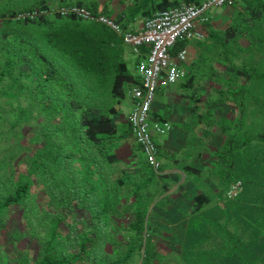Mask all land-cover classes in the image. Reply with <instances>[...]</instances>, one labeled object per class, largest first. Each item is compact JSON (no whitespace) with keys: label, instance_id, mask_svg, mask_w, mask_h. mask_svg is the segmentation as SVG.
<instances>
[{"label":"trees","instance_id":"obj_1","mask_svg":"<svg viewBox=\"0 0 264 264\" xmlns=\"http://www.w3.org/2000/svg\"><path fill=\"white\" fill-rule=\"evenodd\" d=\"M203 1L0 0V264H264V107L254 93L264 0L235 2L234 22L211 35L226 68L215 72L217 97L194 99L192 111L214 108L224 138L214 166L178 165L183 183L165 173L155 138L162 174L153 170L125 117L142 85L137 58L108 27L58 12L84 7L134 31Z\"/></svg>","mask_w":264,"mask_h":264},{"label":"built area","instance_id":"obj_2","mask_svg":"<svg viewBox=\"0 0 264 264\" xmlns=\"http://www.w3.org/2000/svg\"><path fill=\"white\" fill-rule=\"evenodd\" d=\"M237 1L204 0L200 4L192 5L181 3L146 18L143 28L139 31L124 29L111 17L95 14L84 7L63 6L58 9L63 16L75 15L83 20L108 27L122 39L124 45L131 49L137 58L142 85L134 87L130 92L133 105L129 121L138 145L157 174H162V161L154 134L166 135L171 125L169 122L151 123L152 106L161 89L174 88L186 78L181 65L187 60V50L184 49L176 55H173L171 50L180 41L204 39L205 34L198 29V24L207 23L213 10L224 8ZM28 16L32 15H19L18 18ZM145 48L148 52L143 50Z\"/></svg>","mask_w":264,"mask_h":264},{"label":"crops","instance_id":"obj_3","mask_svg":"<svg viewBox=\"0 0 264 264\" xmlns=\"http://www.w3.org/2000/svg\"><path fill=\"white\" fill-rule=\"evenodd\" d=\"M238 8L242 7L241 0L236 2ZM235 5H228L224 8L215 9L210 12L207 23H199L198 29L205 34L202 40H192L187 42V60L181 65V69L186 73V79L181 84L170 89H161L152 106V123L158 119L167 120L171 129L166 135L154 134V138L164 153L163 161L168 166L166 174H179L181 183L186 180V176L178 168L180 164H192L198 167L209 168L214 166L213 156L215 150V137L217 128L215 125V109L212 108L210 116L209 108L201 107L200 112L193 114L192 107L194 99H200L203 105L209 103V99L214 100L215 89L217 87L216 71L225 70V60L218 57L222 46H217L211 35H222L225 28L234 22L237 17ZM116 14L121 11V6H116ZM145 19L141 18L130 27L134 31L143 28ZM248 43L242 42L240 47L246 48ZM127 49L126 57L135 63V55ZM148 52V49H143ZM239 52V51H238ZM194 78V79H193ZM190 80V81H189ZM190 87V88H189ZM194 95H197L192 99ZM199 95V96H198ZM202 105V106H203ZM132 106L127 109L131 111ZM205 115L204 117L201 115ZM201 118V120H200ZM207 132L206 137H204ZM211 134V136H209ZM203 135V139L198 141V137ZM206 181H209L207 178ZM192 185V183H189ZM188 188L191 189V185ZM193 186V185H192ZM177 190L173 187L171 193Z\"/></svg>","mask_w":264,"mask_h":264},{"label":"rangeland","instance_id":"obj_4","mask_svg":"<svg viewBox=\"0 0 264 264\" xmlns=\"http://www.w3.org/2000/svg\"><path fill=\"white\" fill-rule=\"evenodd\" d=\"M259 70L261 72H264V61L259 64ZM218 86H219V83H217V87ZM254 91H255L254 93H255L256 100L259 102L258 105H259V110H260L262 107H264V83H262V82L256 83L255 87H254ZM215 96H216V93H215ZM228 111H229L228 113H229L230 117H232V118L237 117L236 115H238V114H237L236 110H233V109L230 110V107H229ZM126 116H128V117L130 116V111H128L127 109H125V117ZM259 117L261 118V115ZM223 138L224 137L220 134L216 135V137H215V150L222 144ZM208 182H210V184L212 186L215 184L213 180H209ZM189 185H191V184H189ZM190 187H191V189H189V190H191V192H193V193L198 192V190L194 189L192 185ZM176 199H177V202L183 201V199L181 197H177ZM165 245H167V244H165ZM165 249H167V248H165Z\"/></svg>","mask_w":264,"mask_h":264}]
</instances>
